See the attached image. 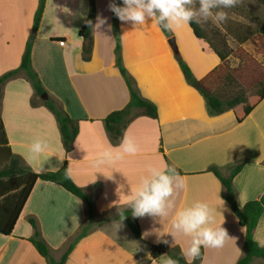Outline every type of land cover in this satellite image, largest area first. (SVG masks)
I'll return each mask as SVG.
<instances>
[{"label": "crops", "instance_id": "0c3cea01", "mask_svg": "<svg viewBox=\"0 0 264 264\" xmlns=\"http://www.w3.org/2000/svg\"><path fill=\"white\" fill-rule=\"evenodd\" d=\"M114 1L94 0L93 50L90 60L84 61L79 31L89 15L90 0H47L33 44L32 65L48 95L71 119L79 121V134L72 151L66 153L54 115L44 106L31 105L34 90L21 74L0 91V121L8 147L37 174L57 171L67 163L71 179L93 201L94 225L66 264H161V259L151 258L150 245L166 244L187 251L195 233L184 234L173 223L178 212L198 201L215 209V226L223 220L229 236L221 248L202 247L201 264H236L245 252V228L223 198L220 180L208 169L216 166L227 176L229 166L248 160L233 180L237 205L243 208L262 197L264 99L240 123L233 110L211 116L203 96L187 83L157 17L135 24L125 15L119 19L123 65L141 97L156 105L158 118L139 116L126 129L123 139L126 135L138 145L136 154L128 155L113 146L103 120L130 101L116 66L109 8ZM38 5L39 0H0V77L19 68ZM171 33L197 79L219 64V59H187L185 41L173 26ZM196 42L197 56L214 54L203 52L201 42ZM35 143L41 151L32 150ZM104 152L123 158L94 167V159L102 158ZM165 165L183 174L172 178L173 194L165 200L164 215L138 218V240L116 217L131 208L127 201L143 188L145 180L150 183L156 178L153 170L164 172ZM182 178L184 189L179 187ZM30 218L35 219L42 239L59 260L69 240L87 223L88 212L85 203L63 187L38 180L12 235L0 234V264H48L28 241L34 233ZM254 240L264 247V212ZM253 264L264 263L255 260Z\"/></svg>", "mask_w": 264, "mask_h": 264}, {"label": "trees", "instance_id": "16d2710c", "mask_svg": "<svg viewBox=\"0 0 264 264\" xmlns=\"http://www.w3.org/2000/svg\"><path fill=\"white\" fill-rule=\"evenodd\" d=\"M143 1L147 3V0ZM46 2L47 0H39V5L34 16L32 33L27 41L21 64L16 70L7 72L0 77V91L6 82L23 74L34 90L31 105L33 107L40 105L44 106L54 115L61 134L63 147L66 153H69L72 151L73 144L79 134V121L71 119L60 104L48 95L32 65L33 44L39 31ZM114 4L122 8L123 0H115ZM158 16L159 13L156 14L157 19ZM95 21V2L94 0H90L89 15L84 26L79 31V36L83 39L82 58L84 61H89L92 54L93 27ZM167 23V20L163 23L159 22L161 30L171 44L175 58L187 83L203 96L209 114L211 116H219L233 110L237 115V121L239 123L242 122L264 99V71L260 70L256 61L251 58L246 59L242 67L231 69L229 67V47L223 35L213 27H209L210 33H208V31L193 21V23L188 26L192 30L194 37L200 42L207 43L212 52L219 59V64L214 69L203 78L197 79L191 67L182 56L171 30H166L164 28V24ZM112 31L115 40L116 66L129 89L130 101L123 109L108 115L103 120V123L111 144L113 146H119L123 140L126 129L132 121L139 116L157 119L158 110L156 105L141 97L136 87L135 80L129 75L123 65L119 18L113 11ZM259 33L260 42L258 50L259 54L264 56V21L261 23ZM216 41L218 44L220 43L222 49H219ZM247 41H254L252 35L240 39V44H244ZM220 85L229 87L232 90L237 88V91L216 92L215 90ZM249 86L259 89L254 96L255 102L253 104H248V97L245 92V89ZM248 162V160H244L239 164L229 166L227 168V176H224L221 170L216 166H211L208 169L209 172L213 173L220 180L223 187V198L239 219L240 225L245 228V252L236 264H253L255 260H260L264 263V247H260L254 240L255 230L264 212V194L260 199L247 202L243 208H239L237 205L238 192L233 185L234 178L242 171ZM2 164H7L0 170V234L3 236L12 235L25 203L38 180L59 185L85 203L88 212V221L79 229L75 236L69 240L59 260L54 259L50 246L42 239L35 219H29L34 233L28 241L35 247L37 252L48 264H66L77 244L89 234L94 225L95 211L93 201L85 190L77 186L71 179L67 163L57 171L42 174L34 173L25 161L20 156L12 153L11 149L8 147L4 127L0 121V165ZM177 172L179 175L183 174L181 171ZM166 174L170 175L172 178L176 176L170 170L166 171ZM122 212L124 219L121 220L120 213L116 219L125 222L131 229L135 238L141 240L138 217L133 216L131 208ZM165 255H167L168 258L171 257L176 260L178 264H189L179 247H170L166 244L150 245V256L153 260H158ZM202 259L203 250L201 249L200 256L194 259L191 264H201Z\"/></svg>", "mask_w": 264, "mask_h": 264}, {"label": "clouds", "instance_id": "9594fccd", "mask_svg": "<svg viewBox=\"0 0 264 264\" xmlns=\"http://www.w3.org/2000/svg\"><path fill=\"white\" fill-rule=\"evenodd\" d=\"M193 2L194 0H147L145 4L143 0H123V8L117 7L114 3H110L109 8L119 19L123 20L126 15L135 24H143L147 17H156V14L159 13V22L163 23L167 20L168 23L164 24V28L172 30L173 24L179 27L181 24L191 25L193 21L200 23L196 19L198 13L203 16L205 21L213 17L214 23H223L228 19L227 12H214L213 10L218 8H235L243 0H199L198 10L189 7ZM119 147L128 155H134L138 151V145L134 141L129 140L126 135ZM32 150L35 152L41 151L40 144L35 143ZM101 155L102 158L94 159L93 161V166L96 168H100L104 164H112L123 158L121 154L113 155L109 152H104ZM168 170L179 176L176 169L168 165H165L164 172L153 170L156 178L152 179L150 183L148 180H145L143 188L138 190L135 197L127 201L134 217L165 214V200L173 194L172 177L166 174ZM179 187L181 189L185 187L183 178ZM120 217L121 220L124 219L123 212H120ZM209 224L214 226H206ZM222 224L223 220L219 226H215V209L203 201H198L194 207L177 213L173 227L182 229L184 234L195 233V237L192 239L187 251L182 250L189 264L200 256L202 247H223L229 236L227 230L222 227ZM164 264H178V262L169 257L164 261Z\"/></svg>", "mask_w": 264, "mask_h": 264}, {"label": "rangeland", "instance_id": "374dc122", "mask_svg": "<svg viewBox=\"0 0 264 264\" xmlns=\"http://www.w3.org/2000/svg\"><path fill=\"white\" fill-rule=\"evenodd\" d=\"M189 7L198 10L199 0H194L193 4ZM216 11H225L228 14V19L223 23H214V18L210 17L207 21L204 20L203 16L198 13L196 19L200 21L198 23L208 33L210 28L218 30L225 38L229 47V67L231 69H238L242 67L243 62L246 59H254L258 68L264 71V56L259 54V42H260V26L264 21V0H243V2L231 9L218 8ZM173 29L180 35L182 40L185 41L184 49L187 59H218L213 55H202L197 56L196 49L199 43L196 42V38L192 34L191 29L187 24H181L177 27L175 24L172 25ZM193 35V38H192ZM252 35L254 41H247L244 44H240V39ZM210 36V34H209ZM192 41V42H191ZM219 49H222L220 43L216 41ZM201 49L205 53H212L209 45L205 42H201ZM232 90L229 87L220 85L215 91L216 92H229ZM258 88L249 86L245 89L248 97V104L255 102V95L258 92ZM232 91L236 92L237 88ZM7 164L0 165V170L3 169ZM167 256L161 257V264L167 259Z\"/></svg>", "mask_w": 264, "mask_h": 264}, {"label": "water", "instance_id": "95a60500", "mask_svg": "<svg viewBox=\"0 0 264 264\" xmlns=\"http://www.w3.org/2000/svg\"><path fill=\"white\" fill-rule=\"evenodd\" d=\"M170 44V43H169ZM170 46H171V44H170Z\"/></svg>", "mask_w": 264, "mask_h": 264}]
</instances>
